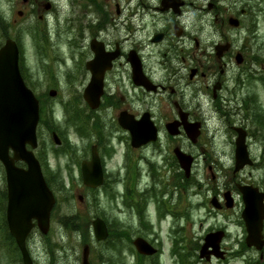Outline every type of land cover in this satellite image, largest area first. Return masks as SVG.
<instances>
[{
  "label": "flooded vegetation",
  "instance_id": "flooded-vegetation-1",
  "mask_svg": "<svg viewBox=\"0 0 264 264\" xmlns=\"http://www.w3.org/2000/svg\"><path fill=\"white\" fill-rule=\"evenodd\" d=\"M7 1V11L0 13V33L4 41L12 39L16 43L21 75L30 82L57 86L46 87L40 100L48 106L49 99H60L66 112L71 111L68 121L85 131H80L79 137L86 140L82 145L86 154L79 158L88 160L95 148L104 181L119 183L120 209H135L139 214L146 211L149 221L151 199L161 196L162 209H167L161 219L169 216L162 223L173 218L180 226L182 221L190 226L183 236L188 248L175 244L173 249L177 248L183 259L189 255L190 264H236L238 259L242 264H264V243L260 250L245 243L238 193L239 185L264 189V176L254 180L252 173L264 174V133L262 139L257 137L261 128L264 132V119L258 123L253 115L251 94L241 78L252 48L245 26L260 3ZM259 11L264 14L263 5ZM207 18L213 38L206 33ZM34 20L35 26L31 24ZM233 20L237 26H232ZM28 32L35 34L39 47L37 81L24 65L23 41ZM49 91L55 92L54 97ZM188 124H195L197 130L193 141L186 131ZM48 126L47 143L55 132L62 145L63 134L53 130L51 123ZM131 126L147 130L153 126L157 140H147L151 135L145 130L147 135L141 139L145 142L133 146L127 128ZM239 134L244 137L251 165L236 171L235 141ZM34 153L43 172L42 142ZM177 153L191 157L189 175L181 168ZM16 165L26 168L21 162ZM0 171V209L5 221L8 191L1 164ZM141 177L147 182L140 186L144 181ZM226 193L233 199V208L226 207ZM212 233L218 251H207L216 256L201 260L199 252ZM32 264H37L34 258Z\"/></svg>",
  "mask_w": 264,
  "mask_h": 264
},
{
  "label": "rangeland",
  "instance_id": "rangeland-1",
  "mask_svg": "<svg viewBox=\"0 0 264 264\" xmlns=\"http://www.w3.org/2000/svg\"><path fill=\"white\" fill-rule=\"evenodd\" d=\"M7 2V0L0 1V13L5 10L7 11ZM257 2L260 3L258 6V11L256 12L255 10H252L251 20L248 21L247 25L245 26L250 31L248 36L250 38V46H252L249 53L250 56L247 59L249 61L247 69L250 67L249 72H252V74H254L255 79H258L256 76L264 77V14L262 15L259 11L262 5L264 7V1L257 0ZM35 22L36 21L34 20L31 24L35 26ZM210 23L211 20L207 18L205 20L206 33L212 35L213 38L214 30ZM239 32L240 34L243 33L242 30H239ZM34 36V33L28 32L27 36H25V40L23 41L26 50L24 65L28 70V74L34 77L33 81H37L36 78H38L39 69L36 63V57L37 49L39 47H37L36 38ZM236 39L237 38L234 37V40ZM3 43V35L0 33V45ZM26 81L30 85V88L36 96H41L43 90L46 87H57L50 84L46 86V84L42 82H40L41 84L30 82L28 79H26ZM62 90H64L63 85ZM247 92L249 94L252 93L253 97H255V102L253 103V105L260 106L261 111H263L261 114H263L264 88L261 82H259L258 80L249 82L247 86ZM64 106L65 104H63L60 99H49L47 108L48 110L45 113L46 117L48 121L51 120V124L59 128L61 132H63L64 130L66 137L70 143H77L76 146L80 149V151L76 152V155H85L86 151L82 148V145L86 140L80 139L79 134L76 133L75 130L72 129V127L70 128L68 126V119L71 115V111L70 113L64 111ZM261 118H264V116H262ZM261 118H257L258 123H261V121L263 120ZM48 121L41 120L38 126V135H46L47 131H45L44 125ZM261 133H264L263 128H261V132L257 135H261ZM118 144V147L120 149V143ZM48 145V147L53 148L54 144L48 143ZM55 156L56 155L54 154V152L53 154L48 153V164L54 168L58 167V169L54 171V175H59V171L61 172V176L64 177L62 180L64 186H60L61 180H57L52 184L60 197V202L56 205L55 211L52 214L51 218L52 237H50L48 240H42L38 235L33 234V237L30 238L29 248L37 264H49V257L51 256L46 250L45 244L46 241H49L50 246V241L52 240L57 244V247H55L53 253V260L55 261V263L53 264H81V251L83 247L82 238L76 233H72V231L67 232V230L62 228L59 222L60 216L69 215L72 213H76L81 218L90 220V224L88 221L86 225L87 229H89L88 231L90 238V243L87 244L90 247L89 264H108L106 262L102 263L103 260L97 257V254L98 256H105L106 258H111L114 255L115 257H112V259L115 261V264H135V257L132 256L131 246L128 245V248L131 250L130 251L126 247L125 243L129 244V241L131 239L139 235L145 236L155 248L154 254L157 258L156 264H180L177 258H174V255L178 256V252L176 253L178 249L176 248L174 251L173 249L177 247V245L175 244L181 245L183 246V248H188L183 242V236L186 234V232H188L187 229H190V226L185 221H182L180 226L178 224V220L173 218H171L172 221L166 220L165 223L159 224L161 218L160 210H162V206L160 204L161 196L159 197V199H151L152 209H148L151 212L148 221V213H146V211L139 214L135 209H120L121 203L118 197L119 193L117 197H115V192L117 190H120L118 182L112 186V189L114 190V199L110 197L111 195L109 196L106 193V188H98L94 191H88V189H85L81 182L79 166L72 164L71 174H69L66 170V164H71L70 156L60 155L58 159ZM44 171L47 178H49L50 172L46 166H44ZM252 173L254 174V177L261 175V173L257 171H253ZM2 179L3 173L1 174L0 171V190L3 189ZM254 179L256 180L258 178ZM119 181L124 182L125 180L123 179ZM142 183L146 182L141 181L140 186ZM79 198L80 201L78 200ZM0 214L2 215V212H0ZM97 214H101L103 217ZM197 215L198 213L195 212V216ZM96 216L102 218L107 225L109 224L110 229H114V227L116 226L114 224L118 222L119 229L128 230V232L125 233L123 237H121L122 239L119 243V246L115 244L116 241L114 240V237H108L104 241H96L94 239L91 220H93ZM142 220H144L147 224L140 226V222ZM80 227H83V224ZM230 232L232 233V235H234V230H230ZM110 233L112 234V232ZM111 242L115 243L110 244ZM6 243L3 240V231L2 227L0 226V264H20L17 258L16 251H14V248L11 245ZM122 244L123 247H121ZM189 257V255L186 256V262L187 260L190 261ZM256 257L257 256H254V258ZM148 263L149 261L144 262L143 259H140L137 264Z\"/></svg>",
  "mask_w": 264,
  "mask_h": 264
},
{
  "label": "water",
  "instance_id": "water-1",
  "mask_svg": "<svg viewBox=\"0 0 264 264\" xmlns=\"http://www.w3.org/2000/svg\"><path fill=\"white\" fill-rule=\"evenodd\" d=\"M233 24L235 22L233 21ZM18 53L13 41L7 40L0 48V161L7 174L8 206L7 222L10 233L16 239L22 253L24 264L29 263L25 249V238L32 228L31 221L36 220L39 230L46 234L49 228L50 211L54 204L51 191L46 186L40 173L38 164L31 152L26 150V145L36 146V125L38 122V101L32 92L25 86L18 70ZM132 135V142L136 146L144 143L142 137L147 132L152 135L150 140H155V131L142 128L128 127ZM147 132H146V131ZM150 131V132H149ZM241 139V138H240ZM148 140V139H147ZM9 150L13 156L8 155ZM245 151L241 140L237 141L236 158L243 156ZM179 156L181 166L186 174L189 172L190 158L184 160ZM22 160L28 164V170L23 171L14 166V161ZM238 168L244 163L237 162ZM82 180L86 187L96 188L103 182L102 169L96 154L92 159L82 165ZM243 201L242 217L247 231L248 245L260 248L261 225L264 213V193L257 189L241 188ZM93 233L96 240L107 237L104 222L96 218L92 221ZM141 254H151L153 249L141 238L133 242ZM208 245H205L207 247ZM215 249L217 246L212 245ZM203 251L201 255L203 256ZM88 249L84 247L82 264H87Z\"/></svg>",
  "mask_w": 264,
  "mask_h": 264
},
{
  "label": "trees",
  "instance_id": "trees-1",
  "mask_svg": "<svg viewBox=\"0 0 264 264\" xmlns=\"http://www.w3.org/2000/svg\"><path fill=\"white\" fill-rule=\"evenodd\" d=\"M60 186L63 187L64 183L61 180L60 181ZM88 219L86 218H81L78 214L72 213L69 215H62L60 216V224L63 229L67 231H72V233H76L82 238V243L87 244L90 243V238H89V231L87 230V223ZM83 224V227H80ZM115 228H118L117 225ZM113 232V231H112ZM112 237H114V240L118 242L119 235H114L111 234ZM115 242H111L110 244H113ZM97 257L101 258L102 263L106 262L108 264H115V261L112 259V257H115L114 255L111 258H106L105 256L101 257L96 255Z\"/></svg>",
  "mask_w": 264,
  "mask_h": 264
}]
</instances>
